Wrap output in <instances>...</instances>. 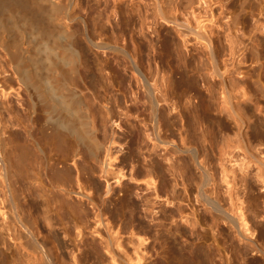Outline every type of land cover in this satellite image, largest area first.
Listing matches in <instances>:
<instances>
[{"label": "bare ground", "instance_id": "obj_1", "mask_svg": "<svg viewBox=\"0 0 264 264\" xmlns=\"http://www.w3.org/2000/svg\"><path fill=\"white\" fill-rule=\"evenodd\" d=\"M123 1L85 0L83 7L81 0H0V205L5 203L10 208L8 218L23 233L27 249L15 250L19 254L17 259L20 264H69L53 248L37 239L31 222H34L33 212L49 226L52 220L64 224L73 222L82 250H89L86 257L94 256L105 264H140L143 259L136 253L142 245L140 242L135 248L133 246L134 253L122 251V255L117 256L114 250H128L129 243L123 244L119 238L111 237L108 223H102L104 216L130 220L139 210L140 206L131 200L133 189L126 186L123 191L115 190L125 178L124 167L136 156L128 154L119 161L118 167L115 166L117 156L113 147L117 142L107 128L114 109L107 108L106 103H101L94 94L89 98L83 96L86 89H100L108 96L112 84L103 74H113L125 81V68L141 91V104L146 113L145 138L153 155L150 168L137 171L135 177L129 179L138 186L143 182L146 190L153 187V177L161 169L155 158L160 155L158 150L163 148L169 156L165 160L176 156L185 170L192 168L195 171L198 201L229 227L232 239L239 242L238 250H258L240 207L230 203L234 208H229L230 211L222 205L213 169L198 153L208 139L216 137L219 120L210 118L203 128L199 118L208 115L207 109L201 105L186 107L183 118L188 117V120L180 145L170 135L161 133L162 127L173 124L171 114L161 113L160 102L165 98L158 79L141 68L137 49L131 52L125 44L124 12L119 10L120 17L111 32L104 29L110 15L117 13L113 9ZM151 1L154 18L172 24L181 39V45H175V55L180 61L181 48H186L191 39L195 41L191 44L193 47L198 44L205 52L207 70L213 79H218L219 94L223 95L222 103L226 104L227 114L238 129L240 147L248 152V139L240 133L245 122L236 112L233 86L228 87L220 70L217 47L210 38L213 32L210 31L208 36L197 32L182 22L175 12L164 10L163 0ZM193 1L185 0L188 6ZM111 2L115 6L113 9ZM82 11L88 16L81 17ZM74 20L76 29L71 27ZM99 55L110 58L117 73ZM251 57L252 62L258 63L253 49ZM177 83L193 84L184 75L179 76ZM254 85L259 87L257 81ZM209 93L213 94L214 90ZM13 99L28 115L26 120L14 109ZM113 103L118 107L117 99ZM220 108L225 109L224 106ZM24 122L28 125H23V131H20L19 126ZM97 131L101 138L96 135ZM46 151L51 154L49 159ZM250 158V163L257 168L255 177L264 187V158L254 155ZM248 167L239 168L243 172L239 181L244 186L247 183V171L244 170ZM221 173L220 180L228 186L229 173L225 169ZM231 181V187H234L235 179ZM167 185L165 182L163 187ZM226 194L230 202L233 201L232 191L227 190ZM144 202L149 204L150 199ZM50 214H54V218H50ZM90 223L95 226L91 227ZM100 224L103 234L98 227ZM0 244H6L5 240L1 239ZM165 245L164 250H172L171 259L166 258L165 264L208 262L207 254L183 251L204 249H188L174 240ZM3 258L0 252V264H3ZM72 264L79 263L76 260Z\"/></svg>", "mask_w": 264, "mask_h": 264}, {"label": "rangeland", "instance_id": "obj_2", "mask_svg": "<svg viewBox=\"0 0 264 264\" xmlns=\"http://www.w3.org/2000/svg\"><path fill=\"white\" fill-rule=\"evenodd\" d=\"M163 1V9L175 12L190 28L206 36L210 31L213 32L210 38L217 47L220 70L226 77L228 87L233 86L232 96H236L233 103L236 112L245 122L240 133L248 139V152L240 147L238 129L233 118L227 114L226 104L222 103L223 95L219 94L218 79H213L207 70L205 52L198 44L193 47L191 44L195 41L191 39L186 48H181L180 61L175 55V45H181V39L172 24L154 18L151 0H124L116 8L111 2L110 7L117 13L110 15L109 23L104 29L111 32L120 17L121 9L125 20V44L131 52L134 48L137 49L141 68L158 79L161 94L165 98V101L160 102L161 113L171 114L173 124L162 127L161 133L170 135L180 145L188 120V117L183 118L186 107L201 105L207 109L208 115L199 118L203 128L208 125V119L219 120L220 128L216 129V137L210 141L208 139L203 150L198 153L201 159L208 162V167L213 169L222 205L232 210L233 207H240L258 250H238L239 242L232 239L229 227L217 220L198 201L195 171L192 168L185 170L176 156L165 160L169 156L163 148L158 150L160 155L155 158L161 169L153 177V187L146 190L143 182L138 186L129 179L135 177L137 171L149 169L153 155L149 152L150 146L145 138L146 113L141 104V91L126 68L125 81L113 74H103L105 80L112 84L108 96H104L100 89H86L83 92L84 97L89 98L94 94L101 103H106L107 108L114 109V116L107 128L109 133L113 132L117 142L113 147L117 156L115 166L118 167L119 161L128 154L136 156L124 167L125 178L121 185L115 186V190L123 191L126 186L133 189L131 200L140 206L139 210L130 220L126 217L113 219L104 216L102 223H108L111 237L119 238L123 244L129 243L128 246L125 245L128 250H114L117 256H121L122 251L134 253L133 246L139 242L142 244L139 250H135L143 256L140 264H165L166 258L171 259L172 253V250H164L165 243L171 240L188 249H204L183 251L186 254H207L209 259L206 264H264V187L255 177V164L250 163V155L264 158V0H194L191 6L185 0ZM81 2L84 7L85 0ZM80 14L81 17L88 16L86 11ZM75 24L74 20L71 25L73 29H76ZM252 49L257 53L258 63L252 62ZM99 57L117 73L110 58L103 55ZM181 75L193 84H178ZM82 81L87 84L86 79ZM256 81L258 88L254 85ZM211 89L214 90L213 94L209 93ZM114 99L118 100V107L113 103ZM12 102L14 109L26 120L28 115L15 99ZM221 106L225 109L220 108ZM13 123L16 124L15 121ZM23 125L28 123L20 125V131H23ZM96 135L101 138L99 131ZM45 155L48 159L51 157L47 151ZM247 165L249 167L244 170L247 171V183L244 186L239 181L243 173L239 168L243 169ZM223 169L229 173L227 181H230V186L220 180ZM232 179H235L234 187H231ZM165 182L168 185L163 187ZM227 190L232 191L231 202L227 197ZM147 198L150 199L149 204H143ZM231 209L229 210L232 211ZM9 211L10 208L5 203L0 205V212L3 213L0 215V241L4 239L6 243L0 244V252L4 257L3 264H13L14 261L20 264L17 259L19 254L15 250L27 248L22 231L8 218ZM37 211L41 214V211ZM53 215L50 214V218H54ZM42 219L33 212V232L41 243L53 248L60 258L63 257L69 264L76 260L79 264H105L94 256L86 257L89 250H82L73 222L64 224L52 220L49 226ZM101 224L98 226L100 231ZM75 226L78 228L79 224L76 223ZM90 226L95 225L90 223ZM81 233L87 235L86 231ZM106 258L108 259L107 255Z\"/></svg>", "mask_w": 264, "mask_h": 264}]
</instances>
